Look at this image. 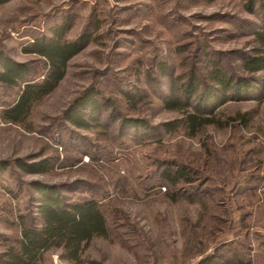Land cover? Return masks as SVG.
I'll return each mask as SVG.
<instances>
[{
  "label": "rangeland",
  "instance_id": "rangeland-1",
  "mask_svg": "<svg viewBox=\"0 0 264 264\" xmlns=\"http://www.w3.org/2000/svg\"><path fill=\"white\" fill-rule=\"evenodd\" d=\"M263 21L260 0L0 4V57L27 64L35 79L45 71L28 52L36 39L62 24L68 41L89 36L23 123L0 115V256L17 247L21 218L40 223L33 185L39 182L58 186L69 202L100 204L109 235L93 239L80 264H264V93L225 102L194 131L181 112L164 105L171 96L197 104L210 86L211 62L245 78L241 61L253 54ZM253 78L264 86L263 74ZM193 81L198 89L191 93ZM89 91L103 106L100 120L91 130L75 128L64 113ZM18 92L0 85V112ZM122 119L143 121L150 130L134 135ZM18 160L51 165L29 174ZM180 166L191 182L171 188L162 170ZM40 264L72 263L57 249Z\"/></svg>",
  "mask_w": 264,
  "mask_h": 264
},
{
  "label": "trees",
  "instance_id": "trees-1",
  "mask_svg": "<svg viewBox=\"0 0 264 264\" xmlns=\"http://www.w3.org/2000/svg\"><path fill=\"white\" fill-rule=\"evenodd\" d=\"M7 1L2 0L0 4ZM260 1L264 12V0ZM66 29V24L55 26L51 29L49 37L43 36L31 44L28 52L38 56L45 68L39 79L30 75L27 64L0 57V85L7 88L19 87L15 101L0 112L4 121L12 124L23 123L33 104L55 90L66 74L69 61L85 48L89 36L68 41L64 37ZM254 40L253 54L241 61L245 78L231 77L218 67L216 62H211L207 76L210 86L198 96L197 104L181 102L171 96L165 102V107L181 112L184 115V125L194 131L210 123L215 116L212 114L215 109L238 95L246 97L245 99H261L264 86L253 76L264 75V23L254 32ZM196 84L193 81L190 86L191 93L198 89ZM102 110L103 106L95 99V92L89 91L74 100L64 113V120L75 128L91 130L93 126L97 127ZM121 123L134 130V135L139 134L142 137L150 130L143 121L122 119ZM175 127L171 124L169 130ZM17 165L29 174H41L48 171L51 160L33 164L18 160ZM188 174L186 167H165L161 176L171 188H176L180 181L191 182ZM33 185L39 193L36 212L40 223L26 225L22 218L20 219L18 245L2 252L0 264H40L46 252L57 249L70 263L80 264L82 253L88 244L95 238L106 239L109 235L107 219L100 204L94 199L86 198L69 202L61 195L58 186L39 182ZM176 195L175 192L173 197ZM239 263L245 264L243 261ZM88 264L100 263L90 261Z\"/></svg>",
  "mask_w": 264,
  "mask_h": 264
}]
</instances>
